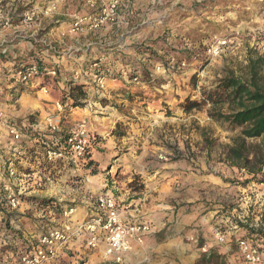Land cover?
<instances>
[{
	"label": "rangeland",
	"instance_id": "rangeland-1",
	"mask_svg": "<svg viewBox=\"0 0 264 264\" xmlns=\"http://www.w3.org/2000/svg\"><path fill=\"white\" fill-rule=\"evenodd\" d=\"M63 2L0 0L2 31L19 13L22 17L35 14L29 27L45 17L46 29L52 32L34 39H39L35 42L40 47L44 43L51 55L49 66L43 67L56 69L55 74L40 76L49 88L36 99L29 93L25 96L26 88L21 84L6 88L13 83L9 79L12 71L0 70V110L29 126H44L48 116L59 114L63 130L70 132L83 124L91 136L88 152L80 157L77 169L69 167L64 180L46 181L36 197L55 198L68 208L76 207L71 214L74 224L89 215L98 194L109 191L115 198L122 194L126 198L143 196L149 189V179L144 181V176L155 172L165 180L175 172L181 180L175 181L174 188L165 187L169 196L175 193L167 201L172 208H212L222 202L223 206L216 208L222 210L217 215L224 214V221L216 219L214 233L231 232L229 228L236 226L234 231L242 229L235 233L241 234L237 237L245 235L261 241L264 183L250 182L243 187L252 175L227 158L242 129L212 115L229 113L234 107L227 103L213 105L204 101V96L216 90L227 76L247 78L250 60L264 54V0H127L115 22L107 21L92 31H73L77 16L100 8L85 0V12H73L70 19V31L83 35L73 36L58 35L59 4ZM112 28H117L116 33L103 34ZM219 38L227 39L229 45L223 54L210 58L208 45ZM75 83L88 85L87 97L78 101L79 106L73 105L71 98L77 95L71 90ZM187 100L201 105L187 110ZM33 108L38 110L32 112ZM22 109L31 113L18 115ZM0 140H6L2 129ZM260 142L261 138L247 140L248 144ZM204 174L222 176L226 182L227 195L221 202L218 196L209 199L218 192L202 185ZM186 196L191 200L188 203L182 201ZM120 203L126 211L127 200ZM25 221L29 232L34 233L30 212ZM86 238L87 234L73 239L64 254L50 264H87L99 248H88Z\"/></svg>",
	"mask_w": 264,
	"mask_h": 264
},
{
	"label": "built area",
	"instance_id": "built-area-1",
	"mask_svg": "<svg viewBox=\"0 0 264 264\" xmlns=\"http://www.w3.org/2000/svg\"><path fill=\"white\" fill-rule=\"evenodd\" d=\"M87 2L100 8L95 13L77 16L73 31L80 28L92 31L107 21L115 22L121 7L128 4L127 0ZM34 15L26 13L25 24H31ZM228 45L227 39H217L208 45L207 56H220ZM43 73L55 74L56 69L48 70L33 63L13 69L10 79L15 85L27 86ZM46 120L44 126H29L10 119L0 110V129L6 137L4 142L0 140V264H50L64 254L73 239L85 234L88 248H100L102 243L106 257H111L115 264H125V255L132 244L142 245L153 228L146 221L126 219L123 206L112 193L98 194L92 212L74 224L71 214L76 207L68 208L55 198L36 197L35 193L46 181L64 180L69 167L77 169L80 157L88 152L91 137L83 124L70 132L63 130L59 114ZM45 199L52 201L42 203ZM28 212L34 222V233L26 226ZM215 235L220 244L226 243V232L216 230ZM262 242L264 237L261 241L245 235L238 238L244 264H264Z\"/></svg>",
	"mask_w": 264,
	"mask_h": 264
},
{
	"label": "crops",
	"instance_id": "crops-1",
	"mask_svg": "<svg viewBox=\"0 0 264 264\" xmlns=\"http://www.w3.org/2000/svg\"><path fill=\"white\" fill-rule=\"evenodd\" d=\"M137 3L151 2L152 0H133ZM80 7V10H79ZM60 8V22L58 35H83L72 33L70 31V19L72 18V13L77 11L82 13L87 9L85 0H64L63 3L59 4ZM2 14H0V17ZM13 23L8 24L4 27L3 31L0 29V70L12 71L15 68H20L22 66L31 65L34 62H38L40 66H49L47 63L51 62V55L48 54V49L40 47L35 41L39 39H34L40 34L50 33L45 26V17L42 19H36L32 26H28L24 22L25 16L14 15ZM69 17V18H68ZM133 18L130 17V20ZM39 21V23H37ZM41 25H44L41 27ZM117 28H112L111 30H104L103 34L106 36H111V34L116 33ZM102 32V31H101ZM102 34V33H101ZM100 34V35H101ZM45 35H43V42H45ZM78 41V40H76ZM5 42H12L11 44L5 45ZM42 45V44H41ZM72 47V46H71ZM9 76H11L9 74ZM10 79V78H9ZM11 84V85H10ZM15 85L9 82L10 87ZM24 87V86H22ZM24 95L31 96L36 99L38 95L42 92L47 91L49 85L42 81V78L38 77L34 81L30 82L25 86ZM41 88V90H39ZM88 89V85H87ZM0 92V98L1 94ZM6 98V97H5ZM4 99V98H3ZM7 99V98H6ZM19 103V102H16ZM14 106L9 104V106ZM32 112L38 109L33 108ZM30 111V110H29ZM23 109L19 111L18 115H24L25 113H31ZM16 114V112L14 113ZM175 172H170L167 179L162 180L157 175L158 173H151L144 181H148L147 191L143 196H128L126 198L125 194L116 196L120 201L127 200L125 207L127 208L125 212V218L130 221H143L146 219L150 220L153 227L152 231L146 236L145 242L142 245L133 243L130 251L125 255V264H196L201 256V253L206 250L214 249L219 254L218 264H244L242 262L239 249L237 245V240L239 237L235 234L242 229L236 231L233 230L236 226H231L227 232V241L224 244H220L216 238V231L214 233V225L216 219L219 218L220 221L224 214L221 209H217L216 206L222 207V199L227 195L226 182L222 176H214L212 174H204L201 178L202 185L206 184L212 186L214 191H217V195L208 196L209 199H215L218 196V201L221 202L219 205H214L212 208L206 207H195V206H182L176 211L167 202L171 200L172 195L169 196L167 189L165 187H175V181L180 179V175H174ZM171 175V177H170ZM155 177V178H153ZM151 180H158L160 184L155 185ZM207 180V182H205ZM226 187V188H225ZM172 188V189H173ZM154 189V190H153ZM211 189L206 190L210 191ZM174 192V191H173ZM215 196V197H214ZM161 200V202H160ZM187 203L191 200L186 198L182 199ZM94 207L93 204H91ZM216 208V209H215ZM92 209L90 210V213ZM226 221V220H225ZM241 233V232H240ZM245 234V233H244ZM231 235H235L232 237ZM264 247V242H262ZM104 244L100 248L90 255L87 264H115L111 257H106L104 252ZM214 264V263H213Z\"/></svg>",
	"mask_w": 264,
	"mask_h": 264
},
{
	"label": "trees",
	"instance_id": "trees-1",
	"mask_svg": "<svg viewBox=\"0 0 264 264\" xmlns=\"http://www.w3.org/2000/svg\"><path fill=\"white\" fill-rule=\"evenodd\" d=\"M86 87L83 83H75L71 88L77 93L71 96L75 101L73 105H81L78 101L87 97ZM187 101L188 104L184 106L187 110L201 105L198 101ZM204 101H210L213 105L227 103L234 107L229 113L212 114L216 120L226 121L233 128L242 129L240 136L233 140V145L228 149V161L234 166L246 169L252 175L244 182V188H247L250 182L264 183V54L250 60L247 78L235 75L223 78L216 90L204 96ZM258 138H261L259 144L247 143L248 139ZM51 201L45 199L41 202L48 204ZM218 260L217 251L210 249L201 253L196 264H218Z\"/></svg>",
	"mask_w": 264,
	"mask_h": 264
}]
</instances>
